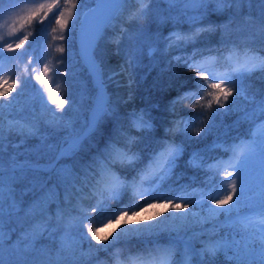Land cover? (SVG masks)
<instances>
[{"label": "snow or ice", "instance_id": "snow-or-ice-1", "mask_svg": "<svg viewBox=\"0 0 264 264\" xmlns=\"http://www.w3.org/2000/svg\"><path fill=\"white\" fill-rule=\"evenodd\" d=\"M14 2L0 0V6ZM253 3L260 9L255 18L243 13ZM226 10L230 11L227 21L206 23L210 12ZM37 17L42 27L54 18L60 34L52 39L67 46L55 49L63 54L61 65L79 28L82 50L97 79L96 96L89 118L77 129L71 120L64 119L65 105L72 109L76 103L67 98L68 89L66 98L61 99L49 87L58 68L44 63L39 71L33 68V74L23 81H4L6 86L0 89V98H5L0 102V264H66L62 253L74 252L83 242L90 252L108 254L109 259L101 264H214L221 252L235 264H264V184L257 182L252 196L241 195L252 166L259 169L264 165V133L257 136L251 130H239L240 120L250 124L264 121V98L249 96L245 84L255 70L264 71V56L251 54L257 50V43L264 50V0H63V4L61 0H49L20 17L19 26L15 22L0 25L7 27L8 36L16 41L0 46V61L11 59L4 54L16 53L25 45L29 36L18 33ZM142 19L157 25L156 30L140 25ZM169 24L172 30L164 35L162 29ZM185 24L188 31L183 30ZM118 27L120 35L131 41L132 49L126 52L118 71L105 76L95 50L105 33ZM51 31L56 33L57 27ZM216 34L219 38L213 42L211 37ZM145 47L149 55L168 56L179 51L181 55L167 60V70L178 76L177 66H183L192 74L181 81L184 90L178 91L165 109L172 118L163 135L154 123L157 118L151 115L152 109L159 110L158 103L123 112L120 107L132 100L134 69ZM32 59L30 56L29 63ZM121 77L126 78V84L121 83ZM32 81L38 82L43 91ZM109 82L117 88L126 87L127 99L119 94L113 99L106 91ZM189 82L192 87H185ZM26 85L35 93L31 118L20 115L25 112L23 107L16 108ZM238 96L249 101L250 107L240 109L243 116L232 125H224L223 118L231 114ZM36 103L42 112L52 114L46 125L54 132H65L59 140L41 131ZM49 103L56 108H49ZM181 105L189 114L181 115L185 111ZM197 106L202 111L196 112ZM205 111L207 120L202 121ZM197 122L204 124L194 134L197 139L206 138L217 127H224V132L206 148L194 149L186 162V166L201 172L202 178L193 175L187 184L169 183L173 176L179 181L186 175L177 174L175 169L194 138L188 135V129ZM259 127L264 128V123ZM232 129H236L235 135H230ZM177 134L182 136L179 142ZM12 135L20 141L11 142ZM29 138L37 143L29 146ZM217 151L222 155L216 156ZM82 152L86 158L80 156ZM205 152L213 155L206 156ZM18 182L25 184V193H35L29 210L21 208ZM52 203L57 206L55 217L48 212L47 206ZM189 204L200 211L186 212ZM161 208L164 211L155 215L149 212ZM241 209L246 213L242 215ZM170 210L182 214L171 215V219L187 221L192 217L191 224H168ZM209 224L211 228L206 227ZM106 225L114 227L101 235ZM222 230L227 231L220 235ZM57 234L60 249L56 256L42 258L37 241L55 239ZM164 234L168 236L166 246L160 241ZM133 239L140 241L135 251L130 247ZM196 244L201 246L199 251Z\"/></svg>", "mask_w": 264, "mask_h": 264}, {"label": "trees", "instance_id": "trees-1", "mask_svg": "<svg viewBox=\"0 0 264 264\" xmlns=\"http://www.w3.org/2000/svg\"><path fill=\"white\" fill-rule=\"evenodd\" d=\"M10 4L5 3L3 6H0V11L4 8L8 7ZM162 7H164L162 5ZM214 7V5L212 6ZM259 7L255 3H253L250 7L246 6L243 9L244 14H250L252 17H258L259 14ZM230 16V11H225L223 13H215L210 12L207 17V22H212L216 24L223 23L228 20ZM38 18V17H37ZM140 25H148L151 31H155L157 28V25L155 24H149L148 19H142L138 22ZM53 27H57L54 23V19L52 22H45L43 27L40 25V21L37 22V19L35 18L31 24L25 25V32L28 31L29 40L26 41L25 45L22 46L20 50H18V57L20 58L19 62L12 63L10 59L9 61L7 59L0 61V68H7L6 76L4 81H7L8 84H11L12 81H23L25 77L32 75V69L35 68L37 71H39L44 63H48L50 67L58 68V72H55L52 75L49 87L52 89L53 92L57 94L58 98L64 99L66 98L65 89H68L67 92V98H70L74 100L76 103L74 105V108L70 109L69 105H65V109L67 110L65 112L64 119L65 121L71 120L73 122V127L79 129L85 120H87L86 117V109L89 103L88 96L91 94L93 90V86L90 83L89 76L85 72V67L83 66L82 62L78 60H66L63 65L59 63V58L62 56L60 55H53L51 49L56 47L58 45L59 40H53V35H59L57 33H52L51 29ZM183 30L188 31V25H183ZM163 33L164 35H167L169 31L172 30V26L166 25L163 27ZM33 32H35V35H33ZM119 27L115 30H108L104 38L99 41L98 47L95 50V55L97 59L101 62H103L105 73L116 71L118 68V65L123 63L125 60V54L126 52L131 51L132 49V43L130 40H128L127 44L123 43V37L118 35L119 34ZM219 38V35L216 34L211 37L213 42H215ZM126 41V39H124ZM119 41V44L117 43ZM120 46V47H119ZM162 47V46H161ZM254 47L257 49L255 54L259 56H264V50L260 49L259 44H255ZM191 49H189L190 51ZM117 52L119 54H117ZM7 56V54H4ZM9 55H11L9 53ZM42 55V57H41ZM173 55H181L179 51L169 54L168 56H163L160 53H153L152 55H149L147 47L144 48L143 54L140 56V63L139 65L134 69L135 73V86L133 90V97L132 100L129 101L127 105L122 104L121 106L126 107L127 109H130L132 107H135L137 110L141 108H150L153 104H159L160 108L159 110L152 109L151 115L155 118H157L154 123L157 125V131L160 135H163L164 127L169 126L167 121L171 119L168 115V113L165 111L169 101H171L173 98H175L178 94V91H183V88H180L181 81H184L186 78L191 77V72L187 71L183 66H177V71L179 73L178 76H173L172 72L167 70V60L171 59ZM32 57V62L29 63V57ZM38 59V60H37ZM161 64V65H160ZM159 66V67H158ZM68 73H71V75H68ZM170 77L172 78L170 81ZM122 84H126L127 80L124 77L119 78ZM33 84H35L37 89H40L42 92V87L39 85L38 82L32 81ZM169 84L171 86L169 87ZM245 84L247 86L248 95L249 96H255L257 100H260L264 98V71L257 69L255 70L251 76L245 81ZM6 85L3 84L0 86V89L5 87ZM185 87L191 88L192 85L189 82ZM19 88V83H17V89ZM127 88L126 87H120L117 88L115 86V83L113 82L109 86H107V92L109 94L116 95L119 94L124 97V99H127ZM35 93L31 88H28L27 85L25 86V92L23 96L18 97V104L16 105V108L23 107L25 109L24 113H20L22 116H26L28 118L31 117V107L33 105V100L31 99L34 97ZM5 98H0V102H4ZM46 99V95H45ZM36 109V116L41 121L40 128L42 132H48L52 133L54 140H59L61 137L64 136V131L54 132L51 127H48L46 125V116L47 112H42L40 110L39 104L36 103L35 105ZM49 108L55 109L56 105L50 104L48 105ZM182 108H185V111L181 113V115H187L189 114L187 108L185 105H181ZM215 107V105H214ZM250 107L249 101L245 100L243 97H236V102L233 105V111L230 115L225 116L223 118L224 125H232L234 121H237L243 116V112L240 111V109ZM14 114L15 109L13 110ZM196 112L202 111L200 106H197L195 109ZM8 109H5V113L7 114ZM202 121L207 120V112L205 111V115L201 118ZM83 123L81 124V122ZM261 123H264V121L257 120L256 124H250L248 121L240 120L239 123V130L242 133L254 132L257 136H259L261 133H264V128L259 127ZM217 124L219 125V119L217 120ZM204 124L202 122H197L193 127L188 129V135L193 136V140L188 144L186 151L184 152L183 156L180 159V166L175 169V172L177 174L183 172L186 173L185 176H183L179 181L175 180V176L171 178L169 183L175 182L178 184H187L189 183V177L195 175L198 179L202 178L201 172H199L197 169L186 166V162L190 159V154L194 149H204L206 146L211 145L213 143V140L218 136L222 135L224 132V127H217L213 130L211 134H209L204 139H197L195 138V132L201 128H203ZM236 129H232L230 132V135H235ZM11 142H19L20 137L16 135H12L10 138ZM182 139V136L180 134H177V142H179ZM37 143V140L35 138H29L27 140V144L29 146L35 145ZM13 150L11 148L8 149V152L11 153ZM206 156H211L213 153H204ZM216 156H221L222 153L220 151H217L214 153ZM80 156L86 158V153L82 152L80 153ZM224 159H227L226 156L223 157ZM247 188L242 191L243 197L252 196L257 191V182H260L261 184H264V165L259 166V169H257V166H252V170L247 174ZM16 189L18 192V198L21 200V208L23 210H29L32 207L33 203V197L35 193H25V184L23 182H18L16 184ZM223 194V193H222ZM171 195V194H169ZM193 199H199V196H194ZM95 201H93L94 203ZM176 202H181L180 200H177ZM48 212L49 215L52 217H55L57 206L55 203L49 204L48 206ZM189 207L192 208V211H200L199 209H193V206L189 204ZM153 213V215L156 214V211H164L163 208L161 209H150ZM246 209H241V214H245ZM24 214V211L21 212V215ZM72 215H75V213H72ZM220 220H223V217L219 218ZM206 227L211 228L212 225H206ZM224 231L222 230L220 235L224 234ZM245 230H241V234L244 233ZM15 235H13V239H15ZM59 236L60 234H57L55 239H48L47 237L41 238L37 241V248L42 249L43 251L41 254H47L52 255L53 257L56 256L57 252L60 249L59 244ZM239 238V237H238ZM168 236L166 234L161 235L160 241L162 245L167 244ZM93 245H95V241L91 242ZM140 244V241L137 239H133L131 241L130 247L133 248V251H135L136 246ZM195 247L197 250H200V245L196 244ZM64 257H66V264H71L72 261H78L79 264H91L94 259V264H101L102 261L108 260V254L105 252H95V251H89L87 242L81 243L76 250L73 251H67L62 253ZM42 256V255H41ZM92 259V260H91ZM89 262L90 263H85ZM214 264H235L234 261L229 260L225 257L224 253H218L214 258Z\"/></svg>", "mask_w": 264, "mask_h": 264}, {"label": "rangeland", "instance_id": "rangeland-1", "mask_svg": "<svg viewBox=\"0 0 264 264\" xmlns=\"http://www.w3.org/2000/svg\"><path fill=\"white\" fill-rule=\"evenodd\" d=\"M46 2H49V0H15L14 3L10 4L8 7L4 8L3 10L0 11V25L13 24V22H15L16 25L19 26V18L20 17L26 16L38 4L46 3ZM61 4H63V0H61ZM36 19H37V22L40 21L39 17L36 18ZM91 19H92V17L90 16L89 17V22L91 21ZM26 24L27 23H25L23 28L20 29V32L18 33V35H21V36L22 35H28V36H30V34H28V31L24 33ZM7 33H8V28L7 27H0V36L4 37V40L0 41V46H2L4 42H9V43H15L16 42L15 41V37H10V36H8ZM56 33L60 34L58 28H57V32ZM118 35H120V32H119ZM124 39L122 41L126 45L128 40L126 39V41H125ZM69 43L71 44V50L67 52V60H73V61L78 60V61L82 62V60L85 58L86 54L82 50V45H81L80 38H79V28L78 27H77L76 35H74L73 39ZM60 46L67 47L66 45H64V41L59 40L58 41V45L51 49L53 55L54 54L55 55H60V54L63 55L62 53H59V52H57L55 50L57 47H60ZM5 54H7L6 57H12L11 58L12 59L11 60L12 63L13 62L16 63V62L20 61V58L18 57V50H17L16 53H10L11 55H9V53H5ZM251 54L257 55L255 53H251ZM41 57H42V55H41ZM7 60L9 61L10 59H7ZM119 66H120V64L118 65V68H117L116 71H118ZM6 72H7V68H5V67L4 68H0V86H2L4 84V79H5V76H6ZM85 72H86V74H88L86 69H85ZM109 73H111V72H108L107 74H105V76H107ZM87 76H89V75H87ZM116 79H117L116 77L113 78L114 81ZM112 83L113 82H109L107 86H109ZM106 91H107V89H106ZM95 96H96V89H95V87H93V90H92L91 94H89V96H88L89 103H88V106H87V109H86V117H87V119L90 116V111H91V109L93 107V100H94ZM112 98L115 99L116 95H113ZM120 107H121V111L122 112L124 110H127V108L124 107V106H120ZM50 120H52V114L50 112H47V116H46L45 121L47 122V121H50ZM82 123H83V121L81 122V124ZM185 211L186 212H191L192 208L189 207ZM149 212H150L151 215H153L151 210H149ZM171 215L180 216L182 214L179 213V212L172 213L171 210H170V212L168 214L169 219L167 220V223L170 224V225L182 226V225H186V224H191V222H192V217H189L187 221H184V220H173V219L170 218ZM141 218H143V216ZM113 227L114 226H112V225H106L105 227H102L101 228V235H105L108 232L112 231ZM166 236H167V234H166ZM166 245L167 244H165L164 246H166ZM41 255H42L41 256L42 258H46L47 257V254H41ZM91 260H89V262H86L85 260H83V262L85 261V263H90ZM92 261L93 262L91 264H94L95 263L94 259Z\"/></svg>", "mask_w": 264, "mask_h": 264}, {"label": "water", "instance_id": "water-1", "mask_svg": "<svg viewBox=\"0 0 264 264\" xmlns=\"http://www.w3.org/2000/svg\"><path fill=\"white\" fill-rule=\"evenodd\" d=\"M82 63L89 75V79H90V83L93 87H95L96 89V85H97V79L95 77V75L93 73L90 72V69H89V62H88V57L87 55H85V58L82 60Z\"/></svg>", "mask_w": 264, "mask_h": 264}, {"label": "bare ground", "instance_id": "bare-ground-1", "mask_svg": "<svg viewBox=\"0 0 264 264\" xmlns=\"http://www.w3.org/2000/svg\"><path fill=\"white\" fill-rule=\"evenodd\" d=\"M161 65V64H160ZM159 67V66H158Z\"/></svg>", "mask_w": 264, "mask_h": 264}]
</instances>
